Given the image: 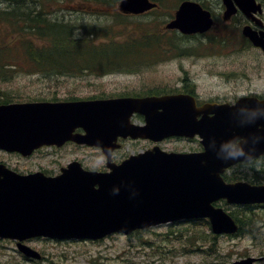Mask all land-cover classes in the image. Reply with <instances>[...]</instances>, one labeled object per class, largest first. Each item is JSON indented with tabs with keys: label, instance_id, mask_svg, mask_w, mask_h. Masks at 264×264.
Returning a JSON list of instances; mask_svg holds the SVG:
<instances>
[{
	"label": "water",
	"instance_id": "95a60500",
	"mask_svg": "<svg viewBox=\"0 0 264 264\" xmlns=\"http://www.w3.org/2000/svg\"><path fill=\"white\" fill-rule=\"evenodd\" d=\"M223 2L228 8L233 5L230 0ZM234 2L246 15L260 12L255 0ZM153 7L148 0L119 4L122 12L135 14ZM211 24L208 11L183 2L167 28L191 34ZM242 33L264 51V32L246 26ZM240 102L233 107H196L192 97L175 95L0 105V149L23 155L42 145L58 146L66 141L112 150L120 135L154 141L199 135L204 147L202 152L188 154L165 153L155 147L119 166L108 164L109 173L83 171L72 163L56 177L21 176L0 166V238L20 242L37 236L101 239L193 218H208L214 234L236 232L232 218L212 203L223 198L234 204L264 203V186L227 184L221 177L229 166L264 154V101L246 98ZM133 112L144 116L145 126L128 124ZM78 127L84 135H72ZM230 141H239L243 155L229 157L222 150ZM20 247L38 257L28 247Z\"/></svg>",
	"mask_w": 264,
	"mask_h": 264
},
{
	"label": "rangeland",
	"instance_id": "374dc122",
	"mask_svg": "<svg viewBox=\"0 0 264 264\" xmlns=\"http://www.w3.org/2000/svg\"><path fill=\"white\" fill-rule=\"evenodd\" d=\"M44 1L50 4L49 0ZM77 1L79 0H64L60 6L61 12L59 15L54 14V17L68 20L74 26L115 23L114 15L101 11L94 13L95 10L97 12V9L112 10L113 4L108 8L104 3L75 4ZM197 1L206 4L216 18H219L220 10L215 0ZM2 6L3 1L0 0V7ZM72 6H75L74 9L77 10L69 13ZM168 12L172 13V10L163 6L152 14L128 17L122 20V24L117 27L123 31L124 35L120 34L116 40L127 38L137 25L149 23L154 28H162L164 23L170 19ZM148 20L154 21V23H150ZM229 24V28L224 26L218 30L217 27L222 26L219 24L202 36L184 38V41L181 42L185 46L192 47L191 43L200 39L203 47H207L215 35L223 36V34L229 33L232 39H230L231 43L226 46L234 47L229 52L213 54V51H209L176 56L158 65L140 67L129 74L121 72L103 79L90 75L76 77L73 69L69 71L67 61L58 57L47 60L45 66L48 68L39 76L18 74L14 76L13 81L0 84V89L14 98L21 96V99L26 100L38 97L47 98L52 95L57 98H66L72 95L81 99L99 95L115 97L118 94L134 92L144 85H166L175 88L179 85V80L186 76L189 81L193 82L196 93L202 100L233 101L235 97L246 94L262 96L264 95V57L260 51L253 48L243 50L241 44L244 42L237 29L238 23L235 21ZM57 32H61V29H57ZM96 35L97 31L91 28L80 39L90 42ZM172 35V33L167 34L168 37H172ZM17 37L23 38L17 34L11 39L14 40ZM239 48L241 49L238 50ZM88 49L89 43L86 44L85 51ZM152 49L153 46H150L135 53L137 59H147ZM19 63L22 64L21 61ZM148 147L149 145L143 142H125L116 152V159H124L129 155L142 152ZM161 147L166 151L181 152L198 151L200 148L197 140L181 141L177 139L164 142ZM0 159L10 163L11 167L17 168L20 172L36 171L41 168L48 170L51 174L66 166L72 159L84 160L91 167H99L105 160L100 150L75 146H67L63 149H45L41 154H35L30 160L31 163L27 164L16 155L9 157L0 153ZM244 167L243 165L237 167L236 172L244 173L246 171ZM254 212L264 219V208H256ZM253 222L252 219L245 225V233L241 237H220L217 246L218 253L215 250L209 251L201 241L179 234L181 228L178 226H160L145 232H136L127 237L113 235L97 242L35 240L29 242V245L37 250L42 258L38 262H31V264H227L246 257L262 258L260 262L264 263V229L258 230L252 227ZM262 225L264 226V222ZM0 264L29 263L17 251L14 242L0 240Z\"/></svg>",
	"mask_w": 264,
	"mask_h": 264
},
{
	"label": "trees",
	"instance_id": "16d2710c",
	"mask_svg": "<svg viewBox=\"0 0 264 264\" xmlns=\"http://www.w3.org/2000/svg\"><path fill=\"white\" fill-rule=\"evenodd\" d=\"M6 7L0 8V77L6 75L12 76L16 65L10 64V60H26L28 65L26 68L31 72L46 71L45 66L47 60H53L58 57L61 59H84L101 58L96 55L94 49L85 51L88 41L81 40L80 37H74V26L56 17L50 15L53 11L49 4L42 0H2ZM264 4V0H261ZM54 4V1L50 2ZM82 33L85 35L89 30L88 26H81ZM61 29V32H57ZM54 33V35H53ZM20 34L23 38H16L11 41V37ZM82 35V36H83ZM152 38L158 39L156 35ZM18 40V41H17ZM37 40V41H36ZM44 41V46L37 43ZM162 41H164L162 39ZM17 42V44H15ZM85 55L81 56L80 54ZM75 67H78L76 65ZM264 171V165L260 164ZM253 173L248 175L245 172L239 174L240 177L250 181L257 180L256 175L260 174L256 168L252 169ZM235 216V215H234ZM236 221L241 220L235 216ZM179 234L193 240L204 243L209 251H217V239L208 231V222L205 220L193 222L190 225H184ZM200 227V229H198ZM243 227L240 226V232ZM207 250V251H208Z\"/></svg>",
	"mask_w": 264,
	"mask_h": 264
},
{
	"label": "clouds",
	"instance_id": "9594fccd",
	"mask_svg": "<svg viewBox=\"0 0 264 264\" xmlns=\"http://www.w3.org/2000/svg\"><path fill=\"white\" fill-rule=\"evenodd\" d=\"M221 147L229 157H238L244 153V149L235 141L226 142Z\"/></svg>",
	"mask_w": 264,
	"mask_h": 264
},
{
	"label": "flooded vegetation",
	"instance_id": "af4514ba",
	"mask_svg": "<svg viewBox=\"0 0 264 264\" xmlns=\"http://www.w3.org/2000/svg\"><path fill=\"white\" fill-rule=\"evenodd\" d=\"M222 6V5H221Z\"/></svg>",
	"mask_w": 264,
	"mask_h": 264
}]
</instances>
